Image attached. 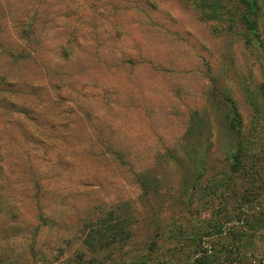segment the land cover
I'll list each match as a JSON object with an SVG mask.
<instances>
[{"label":"rangeland","instance_id":"1","mask_svg":"<svg viewBox=\"0 0 264 264\" xmlns=\"http://www.w3.org/2000/svg\"><path fill=\"white\" fill-rule=\"evenodd\" d=\"M199 14L185 0H0V264H264V228L239 221L241 190L242 213L264 210L259 56ZM227 95L256 155L254 179L221 192L238 141ZM193 111L208 163L194 192ZM122 217L128 238L92 243L97 220Z\"/></svg>","mask_w":264,"mask_h":264},{"label":"trees","instance_id":"2","mask_svg":"<svg viewBox=\"0 0 264 264\" xmlns=\"http://www.w3.org/2000/svg\"><path fill=\"white\" fill-rule=\"evenodd\" d=\"M187 3H191L194 8L199 11V18L203 21H221L224 24V29L228 32L234 30H240L239 33L246 46L251 47L257 52L260 61V68L263 73V79L259 87L260 95L264 104V41L262 40L259 33V16H260V4L258 0H185ZM224 102L227 106V111L224 112L222 118V125L226 126L225 129L233 134L235 137H240L242 128V119L234 100L229 96H224ZM260 109H258L259 111ZM197 111H193L189 120V129L193 132H189L188 139L186 141V156L189 158L193 165L191 177L185 179L184 185L189 191L194 192L198 189V185L202 180L208 176V163L206 161L205 146L206 138H204V126L202 127V133L199 132V127L202 125V119L197 115ZM250 138L238 139L234 143L225 157L227 161L228 170L221 178L220 189L224 192L226 189L233 187L232 184L245 182L246 179L252 181L253 175L250 174L247 178L248 173H244L245 157L255 158V153H248L249 148L246 146L250 142ZM250 143H254L251 140ZM247 147V148H246ZM250 170V169H249ZM253 172V171H252ZM254 173V172H253ZM137 179L145 187H154L156 182L153 177L149 176L145 172L138 173ZM239 180V181H236ZM188 181V182H187ZM235 181V182H234ZM147 182V184H146ZM155 182V184H154ZM190 183V184H189ZM236 189H240L239 187ZM248 193L250 190H247ZM247 191L241 190L239 209L242 211L241 205L246 199ZM191 192V193H192ZM236 193V191H233ZM190 195V194H189ZM188 195V196H189ZM239 218L240 223L247 226L252 232L258 231L264 228V210H256L255 207L252 209L250 214L242 213ZM101 219V218H100ZM97 220L96 224H93L92 232L93 235L89 236L92 243L99 242L100 244H113L123 239L128 238L131 235L129 227V218H123L118 220L114 224L105 220ZM95 225V226H94ZM241 237V236H238ZM249 239V237H247ZM253 244V243H252ZM245 246V241L238 240L235 246L236 256L242 255L240 249ZM255 248V247H254ZM242 257H244L242 255ZM234 262V260H232ZM243 262V261H242ZM216 261L211 257L198 256L190 264H215ZM240 264H254L251 262H243ZM262 264V263H259Z\"/></svg>","mask_w":264,"mask_h":264}]
</instances>
